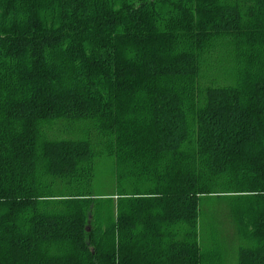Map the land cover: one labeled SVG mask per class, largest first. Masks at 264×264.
I'll return each instance as SVG.
<instances>
[{"label":"trees","instance_id":"16d2710c","mask_svg":"<svg viewBox=\"0 0 264 264\" xmlns=\"http://www.w3.org/2000/svg\"><path fill=\"white\" fill-rule=\"evenodd\" d=\"M225 229L264 264V0H0V264H224Z\"/></svg>","mask_w":264,"mask_h":264},{"label":"rangeland","instance_id":"374dc122","mask_svg":"<svg viewBox=\"0 0 264 264\" xmlns=\"http://www.w3.org/2000/svg\"><path fill=\"white\" fill-rule=\"evenodd\" d=\"M101 164L103 165V162ZM102 167H101L102 169L98 168L99 169L98 190L100 193H104V194L105 193L106 194L112 193L113 185H112L111 178L109 177V173H110L109 167L106 165L102 166ZM223 212L225 213V211H223ZM223 227H225V226H223ZM227 230L228 229H225V231L223 230V233L220 232V236L223 239V241L226 239V243H223L224 248H225V244H226V252H224L225 253L224 264H236L235 247H234L233 243L231 242L232 239L229 238L230 235L227 234V233H229V231H227ZM225 235H227V238H225Z\"/></svg>","mask_w":264,"mask_h":264}]
</instances>
